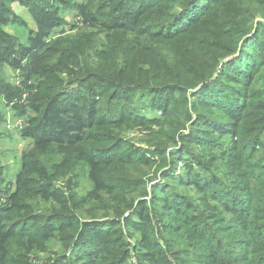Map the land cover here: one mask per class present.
Here are the masks:
<instances>
[{"label":"rangeland","instance_id":"obj_1","mask_svg":"<svg viewBox=\"0 0 264 264\" xmlns=\"http://www.w3.org/2000/svg\"><path fill=\"white\" fill-rule=\"evenodd\" d=\"M39 1L33 0L59 12L60 25L46 41L49 49L27 58L15 53L0 64V202L11 203L19 194L17 176L24 165L29 185L18 195L23 199L21 209L9 214L12 220L6 221L19 233L10 241L0 264H57L69 259L82 264L76 257L77 246L88 222L116 226L112 236L125 241V246L112 247L107 233L110 249L109 254L103 253L107 260L99 257L86 264L120 258L122 264H152L143 259L148 254L147 235L141 228L130 230L127 223L142 204L151 202L153 186L162 183L166 172L173 168L177 174L183 172L186 163L171 155L187 146L206 161L208 171L231 187L226 193L216 189L211 196L197 194L193 186L179 187V194L200 204L206 226L203 224L198 233L183 223L181 232L162 236L158 230L161 223L149 211L159 244L164 249L170 240L178 245L179 259L167 251L173 264H264V110L257 106L259 92L254 91L248 99L244 120L236 122L235 134L228 137V152L206 149L185 137L197 120L194 95L207 85L214 89L215 82L218 94L231 89L223 69L239 56V49L255 35L257 27L264 25V3L258 11L246 0H198L191 6V0H167L148 10L156 18L148 15L139 29H131L121 21L126 7L123 0ZM11 10L18 21L3 30L10 38L6 46L18 50L28 46L37 23L29 7L13 3ZM174 18L179 23L175 33H170ZM237 30L244 31L245 37L235 45ZM96 84L102 88L97 93L112 85L132 92L124 91L126 102L108 104L106 122L99 121L86 142L72 148L54 146L44 154L36 151L34 141L24 136L40 119L35 105L65 93L78 96L83 88ZM170 84L184 88L178 99L181 105L173 108L169 98L163 97V110L156 93H162L158 87ZM114 109L124 110L126 119L116 117ZM201 136L214 135L206 131ZM223 137L227 135L217 141L222 142ZM139 151L149 162L135 154ZM229 153L238 156L234 162H228ZM91 159L99 163L100 170L92 166ZM97 173L114 192L98 189ZM44 186L50 193L41 192ZM236 198L245 204L233 212ZM39 217L55 219V231L48 238L41 234L33 237L28 227L19 225L33 219L38 230L49 231ZM212 254L219 259L212 260Z\"/></svg>","mask_w":264,"mask_h":264},{"label":"trees","instance_id":"obj_2","mask_svg":"<svg viewBox=\"0 0 264 264\" xmlns=\"http://www.w3.org/2000/svg\"><path fill=\"white\" fill-rule=\"evenodd\" d=\"M42 1L44 0H40L39 2ZM163 1L167 0H123L126 7L122 11L123 18L121 21L124 22L126 28L132 29L134 27L135 29H139L141 24L148 18V15L152 17L148 10ZM197 1L191 0L190 6ZM215 1L219 0H211L210 3ZM246 1L258 11L262 9L261 5L264 3V0ZM13 3H20L23 6L29 7L37 23V30L30 32L28 46H20L18 50H14L13 48L9 49L6 46L9 44L10 38L3 30L4 26L18 21L11 10ZM80 8L85 13L84 7ZM187 8L188 6L183 7L181 12ZM59 21V12L57 10L53 11L42 5H37L33 0H0V64L9 61L15 53H19L22 58H27L49 49L46 41L50 38L52 31L59 27ZM173 21V26L169 28L170 33H175L174 28L179 23V21H175V18ZM154 24L161 25L158 22H154ZM236 35L237 40L235 45L244 39L245 32L237 30ZM223 73L231 89L225 91V94H218V86L215 82L214 89L212 86L207 85L201 94L198 96L194 95L196 102L194 111L197 113V120L194 122V130L189 132L185 137L192 144H200L206 149L215 150L221 148L224 152H228V148L230 147V145H227L229 142L228 137L231 134H235L236 122L240 119V122L244 120L246 115L243 114L244 108L247 109L250 106L248 99H252L254 91L259 92L260 98L257 106L264 110V25L257 27L255 35L245 41L239 49V56L226 64ZM98 89L102 88L100 86L97 87L96 84L91 89L83 88V90L79 91L78 96L72 94L68 96L65 93L59 98L50 97L36 104L35 109L40 115V119L24 131V136L30 137L34 141L35 150L44 154L54 146L72 148L86 142L89 131L98 127L97 124L99 121H103L102 123L106 122L108 117L106 113L108 104L115 102L118 105L119 103L126 102L127 98L123 94L124 91L132 92V90H125L124 87L119 85L109 86L107 91L102 93H97ZM158 89L162 93H156V97L163 110H165L161 103L163 102V97L166 100L169 98L170 105H173V108L181 105L178 99L181 98L184 92L182 86L178 84H173L172 86L164 85L158 87ZM219 90L223 91L222 88ZM204 110L208 111L204 112ZM123 113L124 110L117 111L114 109V115L116 117L122 115V119L124 120L127 117V113ZM112 117L115 119L114 116ZM1 121L2 111L0 110ZM206 131L211 132L214 135L213 138L202 137L201 135ZM226 135L227 137H223L222 142L217 141L220 136ZM160 152L163 154L165 151ZM135 154L143 161H148L146 156L143 153L142 155L140 151ZM171 156L175 160L180 156V159L186 163L183 167V172L177 174V168L166 172V177L163 178L162 183L153 186L151 202L149 204H142V207L133 215V219L131 218L127 223V227L130 230L137 231L141 228L147 235L145 236V244L148 251L146 253L148 254L143 259L147 262H152V264H173L167 251L171 252L174 259H179V255L182 254H180V250H177L178 245L172 240L167 242L166 249L161 247L156 236L153 234L157 228L153 224L154 220L150 212H153L155 215L154 218L161 223L158 230L162 236L168 235V233L181 232V225L183 223L189 224L198 233H201L203 231L202 225H205L202 219L203 217H201L204 210H201L200 204L198 206L195 204V200L179 194V187L188 188L193 186L196 188L197 194H204L206 196L214 195L216 189H220L221 192L226 193L229 187H231L220 176L208 171L205 166L206 161L200 160L189 146L185 147L179 154L173 152ZM237 157L230 153L226 155L228 162H234ZM90 163L94 168L97 167V171L101 169L98 162L91 159ZM26 171L27 168L24 165L17 176L19 194L29 189L28 179L25 177ZM95 182L99 190H108L110 193L115 191L114 187L105 185V181L101 179L98 173L95 176ZM144 187L147 190L146 184H144ZM41 192L48 194L50 193V188L44 186ZM18 195L11 198V203L0 202V262L5 261L6 253L10 247V241L19 233L17 230L15 232L12 224L6 222L12 220L9 214L21 209L23 199L18 198ZM243 204L245 203L242 200L236 198L233 212L238 210V206H244ZM195 206L198 207V211L196 212H194ZM227 210L232 211V208L228 206ZM39 218L41 222L45 223L46 227H49V231L47 229L38 230V223L33 219L22 221L19 225L28 227L33 237L37 234L46 236L44 239L50 237L51 232L55 231L53 228L55 219L45 221L42 217ZM210 221L214 222V217ZM177 223L180 224L177 225ZM116 229V226L108 225L101 227L96 223H86L78 239L77 248L79 253L76 257L79 261L82 264L92 263L99 257L107 260L106 256H103V253L109 254L110 249V247L106 246L107 233L111 234L109 242L112 247H124L125 241L121 240V238L115 239V236H112V233ZM209 231L212 232V230ZM197 244L201 247L199 243ZM81 254L83 257L80 256ZM242 256L247 261L245 255ZM211 259L218 260L219 256L212 254ZM122 262L123 260L120 258L118 261L113 260L106 264H122ZM57 264H73V261L71 259L67 261L59 260Z\"/></svg>","mask_w":264,"mask_h":264}]
</instances>
